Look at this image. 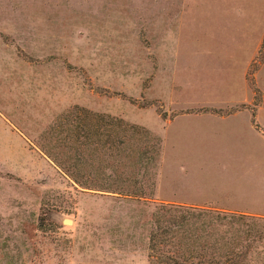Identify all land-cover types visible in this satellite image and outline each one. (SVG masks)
<instances>
[{
    "label": "rangeland",
    "instance_id": "1",
    "mask_svg": "<svg viewBox=\"0 0 264 264\" xmlns=\"http://www.w3.org/2000/svg\"><path fill=\"white\" fill-rule=\"evenodd\" d=\"M73 107L158 140L157 167L136 165L144 197L80 188L42 153ZM253 112L264 129V0H0V264H149L165 193L264 218ZM104 171L82 177L111 185ZM247 258L264 264L263 239Z\"/></svg>",
    "mask_w": 264,
    "mask_h": 264
},
{
    "label": "trees",
    "instance_id": "2",
    "mask_svg": "<svg viewBox=\"0 0 264 264\" xmlns=\"http://www.w3.org/2000/svg\"><path fill=\"white\" fill-rule=\"evenodd\" d=\"M65 121V135L61 140L64 144L41 148L63 174L80 188L144 197L141 188L144 177L140 174L141 177L135 178L139 173L136 165L147 158L153 163L152 169L157 167V139L144 128L128 124L121 118L82 107L69 110ZM130 155L136 162H128L126 166L125 160H129ZM101 156L110 161L100 164ZM83 167L87 169L83 171ZM125 167L135 169L131 177L125 174ZM98 170L112 173L113 183L90 186L89 179L82 177L83 172L92 175ZM148 185L152 186L153 181ZM149 217V264H248L247 254L256 241L264 240V227L257 224L264 222V218L222 212L212 206L159 203Z\"/></svg>",
    "mask_w": 264,
    "mask_h": 264
},
{
    "label": "crops",
    "instance_id": "3",
    "mask_svg": "<svg viewBox=\"0 0 264 264\" xmlns=\"http://www.w3.org/2000/svg\"><path fill=\"white\" fill-rule=\"evenodd\" d=\"M237 114H239V111L237 109H233V110H230V111H227L226 113H224L223 115L221 116H217L219 118H222V119H225V118H229L230 116L231 117H236ZM177 116H173V118H175ZM242 125H243V129H246V132L248 133V136H250L251 138L253 137H261L262 134H264V129H262L260 126H259V123L258 121L256 120V116L253 113L249 114V117H248V120L246 119V121H242ZM252 156H253V152L250 151L249 153L245 154L244 156L243 155H239L237 157V155L235 156V158H241L243 157V159L245 160H250L252 159ZM165 187V185H164ZM157 190H158V195H161L159 192H160V188H161V183L157 182V186H156ZM165 197L167 198H163V200L161 202L163 203H172V204H180V205H188V206H204V205H209V204H215L216 201H214L213 199L211 200L210 198H205V199H193V198H190V197H179V196H176L175 195H171L169 193H165L164 194ZM219 211H222V212H231V213H242V214H249V215H255V214H252L251 212L249 211H245V210H237V209H223V208H218L216 207Z\"/></svg>",
    "mask_w": 264,
    "mask_h": 264
}]
</instances>
